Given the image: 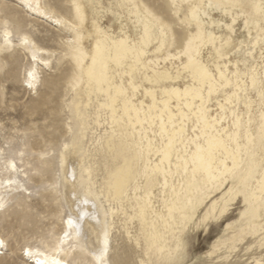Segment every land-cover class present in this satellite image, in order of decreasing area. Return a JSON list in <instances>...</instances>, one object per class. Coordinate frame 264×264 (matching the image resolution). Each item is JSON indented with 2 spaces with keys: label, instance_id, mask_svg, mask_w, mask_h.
I'll list each match as a JSON object with an SVG mask.
<instances>
[{
  "label": "bare ground",
  "instance_id": "obj_1",
  "mask_svg": "<svg viewBox=\"0 0 264 264\" xmlns=\"http://www.w3.org/2000/svg\"><path fill=\"white\" fill-rule=\"evenodd\" d=\"M15 1L28 13L69 32L65 42L73 92L68 104L72 138L65 143L61 161L69 208L66 234L50 252L25 246L24 259L31 264L37 260L81 264V253L86 252L88 264H112L115 217L137 248L143 240L146 251L166 256L170 254V236L175 237L179 223L186 224L197 214V207L210 202L203 217L206 222L212 216H225L233 196L239 194L250 203L255 218H260L264 165L257 177L253 170L258 157L264 160V0H163L161 5L153 4L159 0H114L109 6L102 0H68L70 18L46 0ZM216 13L231 22H217ZM106 14L116 16L118 31L103 24ZM169 17L184 31L177 44ZM251 18L256 26L254 36ZM243 19L251 40H241L237 50L251 47L248 56L256 62L244 69L231 52L235 26ZM127 20L134 26V34ZM222 25L230 34L221 32ZM4 34L6 45H13L11 31ZM20 45L35 64L25 75V86L36 89L39 68L51 64L54 51L39 46L26 34ZM257 49L261 63L255 57ZM254 88L255 97L250 95ZM102 126L105 128L99 132ZM5 169L11 176H0V212L15 193L29 190L13 159L5 161ZM198 176L216 189L238 176L243 188L231 184L221 196L208 193L198 204ZM155 181L161 188L159 198ZM135 220L137 233L130 226ZM262 232L264 222L251 220L230 239L243 241ZM106 239L107 252L101 255ZM0 240L5 243L1 235ZM64 244L73 245L69 254L75 259L66 257ZM4 250L5 244L0 246V258ZM29 251L33 255H28ZM123 261L120 258L118 262L129 264ZM133 263L149 261L139 255ZM252 263L264 264V259L255 257Z\"/></svg>",
  "mask_w": 264,
  "mask_h": 264
},
{
  "label": "rangeland",
  "instance_id": "obj_2",
  "mask_svg": "<svg viewBox=\"0 0 264 264\" xmlns=\"http://www.w3.org/2000/svg\"><path fill=\"white\" fill-rule=\"evenodd\" d=\"M102 1L106 6H109L110 1L115 3L114 0ZM46 2L58 13L71 17L68 0ZM158 3L161 5L163 0L153 4ZM162 11L164 12V9ZM168 19L174 26L177 44L184 31L176 25L173 18ZM214 19L222 23L231 22L229 17L217 13ZM103 24L118 31V19L113 14H106ZM261 25L264 26L263 19ZM249 26L252 35H256L253 18ZM133 27L129 22V31L132 34ZM220 29L222 33L230 34L224 25ZM235 29L233 38L236 42L231 48L232 58L240 59V66L244 69L256 63L248 56L251 47L241 46L239 50L237 49L241 40L248 43L251 38H248V28H245L244 19L237 22ZM5 30L11 31L13 45H6ZM23 34L33 38L39 46L54 51L51 64L41 65L39 68L40 81L36 89L26 87L24 83L25 75L35 64L29 59V52L20 45ZM68 36L69 32L66 29L58 28L28 13L15 0H0V154L3 152L4 157L0 161V176L2 178L11 176L5 169V161L13 159L20 166L21 177L29 188L26 194L15 193L0 212V235L5 240V250L0 258V264H31L22 256V249L25 246L40 247L50 252L58 246L60 237L66 234L64 223L69 216V208L63 193L61 161L65 143L70 142L72 138L70 127L73 124L68 107L73 96L69 87V58L66 55L65 39ZM262 46L264 47V41ZM257 51L255 57L261 63L260 51L259 49ZM184 80L185 78H182L180 84ZM254 91L255 88L250 89V95L255 97ZM212 106L216 107V102L213 101ZM256 109L257 105L254 112ZM104 128L102 126L98 131ZM261 144L264 146V139ZM261 155L263 156L262 152ZM258 160L253 170L254 177L259 175L264 165L262 158L258 157ZM247 161L252 163L251 158ZM245 168H248L247 164ZM100 177L101 173L98 180ZM197 178L201 187L195 193L198 204L208 193L215 198L221 196L231 184L237 185L239 189L243 188L238 176H234L230 184L222 189L212 188L202 181L201 177ZM140 180H144V176ZM175 182L178 184L177 179ZM193 182L191 180V183ZM154 184L155 193L159 198L160 184L158 181ZM124 200L127 204L126 197ZM205 204L197 207V214L188 223L178 224L175 237L170 236V254L162 257L154 250L146 251L143 240L141 248H137L127 238L121 227L122 221L115 217L117 224L111 239V263L119 264L118 261L123 258V263L135 264L133 261L137 260L139 255L144 256L149 264H253L255 257L264 259V239L261 240L264 232L256 237L249 235L243 241H238V238L230 239L238 229L246 226L251 220L264 222V208L259 210L260 218H255L250 203L239 194L233 196L230 209L225 216H212L205 222L203 217L210 202ZM130 226H134L131 228L132 231L138 232L136 220ZM234 244L236 248H233ZM72 246L63 245L66 257L71 260L74 258L73 254H69V249L74 250ZM81 255L83 257L81 264L90 263L88 253L82 252Z\"/></svg>",
  "mask_w": 264,
  "mask_h": 264
},
{
  "label": "snow or ice",
  "instance_id": "obj_3",
  "mask_svg": "<svg viewBox=\"0 0 264 264\" xmlns=\"http://www.w3.org/2000/svg\"><path fill=\"white\" fill-rule=\"evenodd\" d=\"M194 18H195V12L193 13ZM25 43H27V40L24 41ZM29 76H32V73H29ZM12 167L14 168L15 165H12ZM4 241L0 240V246H3ZM107 252V239L105 240V248L104 251L101 253V255H104V253ZM28 255H33V253L31 251L28 252ZM36 255H40L39 253H36ZM37 264H44V262L42 260H37ZM54 264H60L59 261H55Z\"/></svg>",
  "mask_w": 264,
  "mask_h": 264
}]
</instances>
